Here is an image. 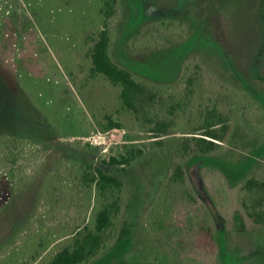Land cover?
<instances>
[{
	"label": "rangeland",
	"instance_id": "obj_1",
	"mask_svg": "<svg viewBox=\"0 0 264 264\" xmlns=\"http://www.w3.org/2000/svg\"><path fill=\"white\" fill-rule=\"evenodd\" d=\"M7 1L14 6L9 19ZM2 5L0 264H50L93 221L94 190L82 182L88 164L119 178L126 193L119 238L90 264H264V229L250 221L241 199L249 179L264 181V0H118L115 63L172 89L182 87L190 65L204 77L158 149L124 108L121 89L93 75L102 0ZM215 104L230 115L226 142L217 152L178 160L180 139ZM133 145L149 149L130 167L111 164ZM177 164L184 184L171 181ZM158 213L164 224L190 219L194 227L209 219L213 254L157 235L151 221Z\"/></svg>",
	"mask_w": 264,
	"mask_h": 264
},
{
	"label": "trees",
	"instance_id": "obj_2",
	"mask_svg": "<svg viewBox=\"0 0 264 264\" xmlns=\"http://www.w3.org/2000/svg\"><path fill=\"white\" fill-rule=\"evenodd\" d=\"M3 0H0L2 8ZM6 3V1H5ZM118 0H102V29L93 39L90 57L93 62V75L105 77L114 87L121 89L120 100L125 109L131 112L154 140L151 149L163 148L164 138L175 127L177 116L192 106L198 86L202 83L200 67L190 65L186 68L182 87L175 89L156 86L135 76L114 62L111 56V23L117 13ZM14 6L7 1L5 19H9ZM2 22V23H1ZM4 20L0 21L3 24ZM181 88H183L181 90ZM199 125L184 135L178 144L176 158L185 160L195 154H211L221 149L231 131V120L224 110L215 105L207 106L201 113ZM112 128L121 125L113 124ZM147 146H126L119 157H113L111 164L130 167L147 152ZM171 181L185 183L184 168L177 164L171 173ZM82 182L94 190L96 210L91 223L84 225L74 235L70 244L56 253L50 264H90L117 241L120 234L119 220L124 210L125 184L103 169L88 164L83 171ZM189 199L195 201L189 191ZM243 207L250 221L264 229V181L249 179L241 191ZM163 215L151 221V228L157 235L167 236L180 249L194 248L200 253H211L215 249L212 224L201 218L194 227L191 220L173 225L163 223ZM181 229L180 231H178ZM178 233H175V231ZM171 234H167V232ZM173 231V232H172Z\"/></svg>",
	"mask_w": 264,
	"mask_h": 264
}]
</instances>
